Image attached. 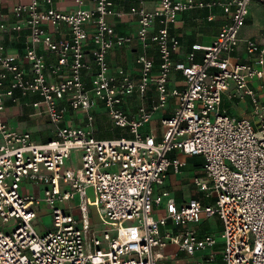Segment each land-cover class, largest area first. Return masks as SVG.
I'll return each mask as SVG.
<instances>
[{
	"label": "built area",
	"instance_id": "built-area-1",
	"mask_svg": "<svg viewBox=\"0 0 264 264\" xmlns=\"http://www.w3.org/2000/svg\"><path fill=\"white\" fill-rule=\"evenodd\" d=\"M74 1L72 11L55 7L54 0L17 2L14 20H0V34L29 29L21 54L0 39V264H160L168 243L189 254L211 248L217 234H200L193 224L215 214L222 220V264H264V104L249 84L257 80L264 87V45L247 37V59L233 53L251 0H156L153 8L133 0L127 12L138 21V78L123 66L111 71L107 60L116 41L107 17L124 12L113 0ZM217 5L229 15L226 23L210 43L195 41L185 59L175 60L180 40L170 26L179 13ZM63 23L66 30L56 36ZM151 45L159 55L154 77ZM195 50L201 59H195ZM173 70H180L182 84H170ZM151 81L157 96L149 105L144 99ZM231 83L229 95H249L256 123L221 107ZM133 96L136 110L129 113L125 106ZM170 96L178 104L160 118L162 136L143 132L141 126ZM20 97H30L31 106L48 114L55 137L37 141L8 123L7 99ZM99 104L110 128L126 132L94 135ZM69 110L83 112L84 123L64 124ZM76 148L81 165L66 167ZM173 149L202 155L203 170L193 183L214 202L190 197L178 204L167 189L154 191L169 166L178 171L185 163L169 155ZM66 201L68 207L61 204ZM163 201L165 214L155 216ZM41 203L53 217L52 228L42 231L34 224ZM92 206L105 224L100 232L90 219ZM207 255L212 261V252Z\"/></svg>",
	"mask_w": 264,
	"mask_h": 264
},
{
	"label": "crops",
	"instance_id": "crops-1",
	"mask_svg": "<svg viewBox=\"0 0 264 264\" xmlns=\"http://www.w3.org/2000/svg\"><path fill=\"white\" fill-rule=\"evenodd\" d=\"M29 0H0V20L8 19L11 22L13 19L12 12L13 6L17 2H27ZM114 5L119 10H122L124 14L122 16L111 15L107 17V20L114 25V38L116 39L114 45L107 52V60L110 66V70L113 71L116 66H123L126 71L130 72L133 77H139V64L136 62V53L140 50V43L137 40L136 32L138 27L137 16L135 14L127 12L130 4L133 0H113ZM91 2V0H90ZM249 12L246 16V22L238 30V35L240 41L234 50V57L240 61L247 59V52L244 49L243 39L247 37H252L257 39L264 45V4L257 2L255 0L250 1ZM144 4L147 7L153 8L156 5V0H144ZM53 5L61 10L72 11L77 6L74 0H54ZM228 13L224 12L222 7L217 5L211 9L207 8H193L192 10L184 11L179 13L177 21L170 26V32L179 37L180 43L178 49L176 50L173 58L177 60L178 58L185 59L186 52L190 50V46L195 41L202 43H210V41L216 36L215 34L219 31L220 27L226 23L228 20ZM62 32L56 33V36L63 35L66 30V24L63 23L61 27ZM123 35H130L131 40L121 41L117 37ZM0 39L5 42L8 48L13 52H18L21 54L25 46L29 43V29L23 28L22 30H14L11 32H4L0 34ZM43 50H46L43 47ZM48 52V50H46ZM195 59H201L202 52L200 50H195ZM147 53L153 56L154 64L151 68L152 77L158 71V62L155 61L157 52L151 45L147 48ZM89 76V75H87ZM182 74L180 70H173L170 77V84L180 85L182 84ZM153 87L148 91L144 99V103L151 104L157 96V91L151 81ZM249 84L254 88L256 95L260 101L264 104V87L258 83L257 80H250ZM234 84L231 83L229 88L222 92L221 96V107L226 113H230L236 116H247L250 117L253 123H256L257 116L252 111V101L249 95L245 94L243 97L229 95L230 90H233ZM30 97H20L16 102L7 99L6 109L4 111V116L8 123H10L15 128L21 130H28L32 134V139L37 141H47L51 137L56 136V126L51 122L48 114L38 111L34 106H31L28 102ZM174 99V100H173ZM137 97L133 96L128 100L125 109L127 112H134L136 110ZM167 103L163 108L154 110L151 114L150 120L141 126L143 132H147L150 129L154 132L157 137H161L164 131V125L161 124V117L165 114L171 113L178 102L176 97H168ZM264 114V111H263ZM94 121L95 129L103 130L108 126H111L110 120L104 108L101 104L95 108L94 111ZM64 124H79L84 123V113L79 114L72 113L69 110L66 113ZM50 130L49 132H47ZM34 133H39L37 136ZM170 156H179L185 160L183 165H181L180 170L175 171L171 166L167 170V174L162 184L156 185L154 191L158 192L160 190L167 189L174 200L180 204L186 201L187 194L188 197H194L202 192V190L193 183V177L202 173L203 170V157L201 154L190 155L185 154L182 151L176 149L169 151ZM193 157L194 161L188 163ZM204 193V192H203ZM196 198V197H195ZM203 200V202L210 203L213 196H205L204 194L198 197ZM212 201V200H211ZM153 214L155 216H161L165 214V202L163 201L161 205L156 206ZM205 220V219H203ZM202 220V221H203ZM201 221V222H202ZM172 222L169 219L167 226L171 225ZM165 229V226L162 227ZM211 231L210 229L199 230L198 233L203 234V232ZM173 243H168L163 249L165 257L162 259L167 260L168 249Z\"/></svg>",
	"mask_w": 264,
	"mask_h": 264
},
{
	"label": "rangeland",
	"instance_id": "rangeland-1",
	"mask_svg": "<svg viewBox=\"0 0 264 264\" xmlns=\"http://www.w3.org/2000/svg\"><path fill=\"white\" fill-rule=\"evenodd\" d=\"M149 86V91L151 90V87H153L151 84H148ZM147 89V92H149ZM174 100V99H173ZM117 129L122 130L123 132H126L125 128H120V127H116ZM50 130H48L47 132H49ZM39 133H34L35 136H37ZM72 159H68L66 162V167L67 166H73V163L76 166H80L82 163V154H81V150L79 148L73 149L72 152ZM194 159H196L195 157H193L191 160H188V163H192L194 161ZM184 167H187L185 165H183ZM32 188V187H31ZM24 189V188H23ZM33 189V188H32ZM44 194V192H42V195ZM187 194V198L188 199V193ZM203 191L201 193H199L198 195H194V197L198 198L201 195H203ZM90 195L92 197V192L90 190ZM79 199V196L77 195L76 200ZM212 200V201H211ZM210 202H214L213 199H211ZM42 204V209L38 211V217H36V219L34 220V224L35 227H37L38 230L42 231L44 229H49L52 228V223H53V217H52V213L51 210L49 208L46 207L45 204ZM61 204H63L64 206L68 207V202H62ZM90 219L93 221V226L96 230V232H100L102 227H105V224L103 222L100 221V219H98V215L97 212L95 210V207L92 206L91 210H90ZM124 224L129 223L128 221L123 222ZM197 231L199 230H203V229H210V232H214L216 233V237H217V241L216 243L211 247V248H202L200 250H196L194 252V254H189L187 253L185 250H180L178 248L177 245H172L171 247H169V251H168V257L166 261H161L160 264H222V262L219 260V254L221 252V235H220V229L222 227V220L219 216H217L216 214L206 218L205 220H203L202 222H199V224L194 223L193 224ZM210 251L212 252L213 255V260L212 261H208L206 260V254H209Z\"/></svg>",
	"mask_w": 264,
	"mask_h": 264
},
{
	"label": "trees",
	"instance_id": "trees-1",
	"mask_svg": "<svg viewBox=\"0 0 264 264\" xmlns=\"http://www.w3.org/2000/svg\"><path fill=\"white\" fill-rule=\"evenodd\" d=\"M155 61L159 63V55L157 54ZM122 133H124L123 131H121L120 129H117L116 127L114 129H111L110 126L106 127L103 130H97L95 129L94 135L96 137H114V135L118 136V135H122ZM208 255L206 254L205 257H207ZM219 260L221 261V255L219 254Z\"/></svg>",
	"mask_w": 264,
	"mask_h": 264
}]
</instances>
